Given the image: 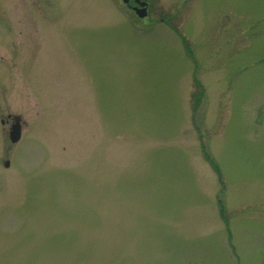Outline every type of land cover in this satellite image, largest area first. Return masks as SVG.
Wrapping results in <instances>:
<instances>
[{"label": "rangeland", "instance_id": "obj_1", "mask_svg": "<svg viewBox=\"0 0 264 264\" xmlns=\"http://www.w3.org/2000/svg\"><path fill=\"white\" fill-rule=\"evenodd\" d=\"M150 10L0 0V264H264V0Z\"/></svg>", "mask_w": 264, "mask_h": 264}, {"label": "water", "instance_id": "obj_2", "mask_svg": "<svg viewBox=\"0 0 264 264\" xmlns=\"http://www.w3.org/2000/svg\"><path fill=\"white\" fill-rule=\"evenodd\" d=\"M128 1V0H125ZM141 7H135L136 12L140 17H144L147 15V7L146 2H140V0H137ZM22 134V124H21V117L15 116L14 121L11 126L10 130V138L13 142H17L21 138ZM10 164L9 160H6L5 165L8 166Z\"/></svg>", "mask_w": 264, "mask_h": 264}, {"label": "trees", "instance_id": "obj_3", "mask_svg": "<svg viewBox=\"0 0 264 264\" xmlns=\"http://www.w3.org/2000/svg\"><path fill=\"white\" fill-rule=\"evenodd\" d=\"M188 48L189 47H187V49ZM188 50L190 51V49H188ZM197 83H198V81H197ZM201 92H202V89L199 90L198 94L196 93L197 95L195 94L196 95L195 96V106H197L198 103L201 102V95H202ZM203 149H204V153H205L206 159L210 162V164L215 169V171L219 174L220 179L222 180V172H221V169H220L219 165L214 161V159L209 155V153L206 152V149H205L204 146H203ZM220 209H221V213L223 215V218L225 219L224 207H223L222 201H220ZM226 221H228V220L226 219Z\"/></svg>", "mask_w": 264, "mask_h": 264}, {"label": "flooded vegetation", "instance_id": "obj_4", "mask_svg": "<svg viewBox=\"0 0 264 264\" xmlns=\"http://www.w3.org/2000/svg\"><path fill=\"white\" fill-rule=\"evenodd\" d=\"M147 2H148V16H149V14H150V8H151V6H152V0H146ZM127 4V6L131 9V10H133V7L137 4V2H136V0H129V2L128 3H126ZM160 20L162 21V22H166V21H168V19L165 17V16H160ZM7 121V120H6Z\"/></svg>", "mask_w": 264, "mask_h": 264}]
</instances>
